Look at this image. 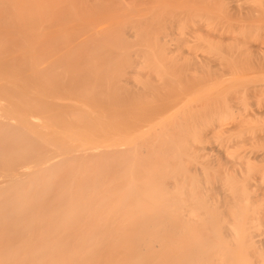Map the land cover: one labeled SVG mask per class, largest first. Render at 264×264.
Here are the masks:
<instances>
[{
	"label": "bare ground",
	"instance_id": "1",
	"mask_svg": "<svg viewBox=\"0 0 264 264\" xmlns=\"http://www.w3.org/2000/svg\"><path fill=\"white\" fill-rule=\"evenodd\" d=\"M0 264H264V0H0Z\"/></svg>",
	"mask_w": 264,
	"mask_h": 264
}]
</instances>
